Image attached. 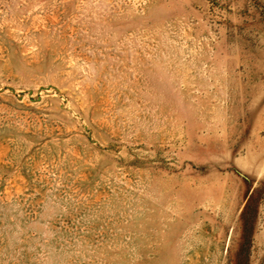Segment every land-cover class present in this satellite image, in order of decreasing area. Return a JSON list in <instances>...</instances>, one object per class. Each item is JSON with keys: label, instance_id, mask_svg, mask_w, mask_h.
Listing matches in <instances>:
<instances>
[{"label": "rangeland", "instance_id": "374dc122", "mask_svg": "<svg viewBox=\"0 0 264 264\" xmlns=\"http://www.w3.org/2000/svg\"><path fill=\"white\" fill-rule=\"evenodd\" d=\"M0 264H264V0H0Z\"/></svg>", "mask_w": 264, "mask_h": 264}]
</instances>
